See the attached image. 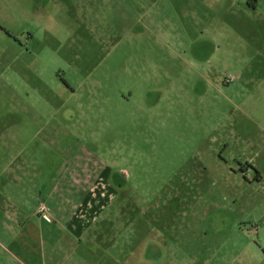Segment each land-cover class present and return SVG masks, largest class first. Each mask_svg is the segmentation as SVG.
<instances>
[{"label":"rangeland","instance_id":"1","mask_svg":"<svg viewBox=\"0 0 264 264\" xmlns=\"http://www.w3.org/2000/svg\"><path fill=\"white\" fill-rule=\"evenodd\" d=\"M50 172L47 264H264V0H0V264Z\"/></svg>","mask_w":264,"mask_h":264},{"label":"crops","instance_id":"2","mask_svg":"<svg viewBox=\"0 0 264 264\" xmlns=\"http://www.w3.org/2000/svg\"><path fill=\"white\" fill-rule=\"evenodd\" d=\"M53 169H55V166L51 167V170ZM55 172H50L48 184L40 186L39 191L34 190L33 198L35 200V207L26 210V214L22 215V221L18 217L14 219L13 213L9 214L10 223H12L8 226L11 230L8 241L9 253L12 259L17 261L18 264H47V256L45 253V224L59 222L60 224L57 225L61 226V223H64V227L68 229L74 239H81L82 236L84 237L87 234L89 226L83 227L84 224L82 225L80 221H75L78 210V203L75 200L78 193L77 175L75 172H72L73 178L69 175L68 179H63V181L67 180V182L63 183L64 191L62 198H60L62 174L58 172L55 176ZM22 175L27 174L24 172ZM261 176L259 182L264 184V173H261ZM42 207L45 208V212L51 215V221L43 217L44 211ZM262 217H264V214ZM255 227L260 236L264 230V220H261L260 225H255ZM51 232L54 234V231ZM57 233L55 232V234ZM66 235L68 236L67 240H69L71 236L69 234Z\"/></svg>","mask_w":264,"mask_h":264},{"label":"flooded vegetation","instance_id":"3","mask_svg":"<svg viewBox=\"0 0 264 264\" xmlns=\"http://www.w3.org/2000/svg\"><path fill=\"white\" fill-rule=\"evenodd\" d=\"M122 174V173H121ZM118 177V175L116 176V178ZM110 178H111V176H110ZM116 178H114V175H113V177H112V179H116ZM117 179H119V178H117ZM121 179V178H120ZM120 185H121V183L118 185L119 187H120ZM140 243H141V240H138V241H135V248H134V250L136 251L137 250V248H140ZM145 243V242H144ZM147 245H148V248H149V250H150V252L151 253H153L152 254V258H155V257H157V256H159L162 252H161V248L160 247H158L156 244H153V243H147ZM142 254V253H141Z\"/></svg>","mask_w":264,"mask_h":264},{"label":"built area","instance_id":"4","mask_svg":"<svg viewBox=\"0 0 264 264\" xmlns=\"http://www.w3.org/2000/svg\"><path fill=\"white\" fill-rule=\"evenodd\" d=\"M230 80L232 81L233 80V78H230ZM42 210L44 211L45 210V208L44 207H42ZM43 217L46 219V220H48V221H51L52 220V217H51V215L49 214V213H47V212H43Z\"/></svg>","mask_w":264,"mask_h":264}]
</instances>
